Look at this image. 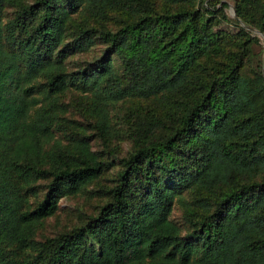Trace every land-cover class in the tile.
Instances as JSON below:
<instances>
[{"label": "trees", "instance_id": "1", "mask_svg": "<svg viewBox=\"0 0 264 264\" xmlns=\"http://www.w3.org/2000/svg\"><path fill=\"white\" fill-rule=\"evenodd\" d=\"M231 1L0 0V264H264V0Z\"/></svg>", "mask_w": 264, "mask_h": 264}, {"label": "rangeland", "instance_id": "2", "mask_svg": "<svg viewBox=\"0 0 264 264\" xmlns=\"http://www.w3.org/2000/svg\"><path fill=\"white\" fill-rule=\"evenodd\" d=\"M223 2L227 3L229 8L227 10V14L235 18V13L232 7L231 0H223ZM253 33L259 34L257 31L253 30ZM264 48V36L258 35ZM90 60L89 55L82 54L75 56L71 59L72 67H77V64ZM264 60V56H263ZM74 93L66 94V99L64 100L66 103H69L71 106L69 118L77 120L79 122H83L84 120L79 117V111L76 108H72L76 106L74 100ZM121 107L118 108V112H121ZM118 122V121H116ZM120 123V122H118ZM115 128L121 129L122 124L115 125ZM88 135H93L90 131H87ZM97 138L93 136L90 139V142L93 146V150L99 152L101 157L103 158H116V160L122 159L127 152L129 151L130 145L127 141L123 139H116L112 141L110 144V151L104 146L102 142L96 140ZM117 168L113 169L106 173L97 183L88 186L83 193L76 197H70L61 199L59 201V209L55 216L46 219L40 226L37 234L36 240L38 242L43 241L45 238H53L58 234L67 232L75 227H81L87 218L96 214L99 206L104 202V191L109 189L112 186V180L117 172ZM46 183H39V190L42 191L43 187ZM175 217L179 218V213H175ZM180 220V219H177Z\"/></svg>", "mask_w": 264, "mask_h": 264}]
</instances>
